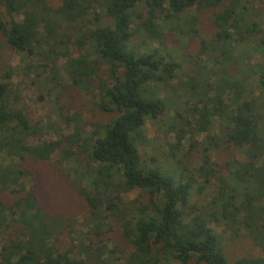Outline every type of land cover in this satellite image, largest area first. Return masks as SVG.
I'll use <instances>...</instances> for the list:
<instances>
[{
    "label": "trees",
    "instance_id": "trees-1",
    "mask_svg": "<svg viewBox=\"0 0 264 264\" xmlns=\"http://www.w3.org/2000/svg\"><path fill=\"white\" fill-rule=\"evenodd\" d=\"M253 2L62 0L52 7L48 0H0V49L51 63L61 92L89 94L91 106L106 116L87 130L81 114L60 112L72 133L28 142L41 128L13 105V71L0 58V264H264V62L249 61L254 52L264 56V9ZM73 26L75 41L66 32ZM168 36L197 37L199 55L213 60L194 61L186 79L173 84L180 70L164 46ZM166 97L178 98L184 113L176 110L180 124L167 128L174 163L162 168L142 147L147 122L166 115ZM197 135H204L202 155L187 164L174 151ZM231 149L240 156L230 153L220 163L211 157ZM68 161L79 165L71 168L73 178L63 168ZM32 163L47 166L42 191L22 184L31 180ZM132 191L124 203L121 195ZM204 193L205 203L192 201ZM63 200L70 209L83 205L90 221L73 250L53 244L75 232V213L51 208ZM115 221L131 246L127 255L117 243L108 246ZM212 224L231 240L245 238L256 253L230 260Z\"/></svg>",
    "mask_w": 264,
    "mask_h": 264
},
{
    "label": "rangeland",
    "instance_id": "rangeland-1",
    "mask_svg": "<svg viewBox=\"0 0 264 264\" xmlns=\"http://www.w3.org/2000/svg\"><path fill=\"white\" fill-rule=\"evenodd\" d=\"M48 2L52 7H57L61 4L62 0H48ZM252 4L255 9H264V0H255ZM96 7L97 4L94 3L93 8ZM97 11H100V9ZM100 16L101 21H103V23H107L108 20L105 16H103V14H100ZM247 16L250 17L249 15ZM136 24L137 21L133 23V27L136 26ZM206 28L207 27L204 25H200L199 27L201 30H205ZM66 32L69 33V38L72 41L76 40L75 35H77V30L74 26L73 28H66ZM262 32L264 34V26H262ZM132 44L136 45V39L133 40ZM153 45L156 46L157 44L155 43ZM164 46L166 47L167 52L171 53L175 61L179 64L180 72H176L175 78L172 81L173 84L180 79H186L185 74L191 72L194 61L208 62L207 64L209 65L210 61H212L214 57V55L212 56L208 53L199 55L200 47L197 37L182 40L179 36H168L165 37ZM69 49L75 55L78 54L77 49H75L74 46L71 45ZM0 58L1 64L6 66L9 65L13 71V75L10 79L11 88L13 90L12 93L15 97V103L13 105L23 110L30 125L38 124L37 127L41 128L38 135L30 137L28 142L38 144L41 142L57 141L60 138L65 139L70 133H72L71 127L63 122V118H60V112L66 115H72L73 112L81 114L87 130L90 128V123L95 120L99 123H103L105 121L106 116L97 108L91 106L89 94H84L83 92L74 90H71L74 92L66 91L64 93L60 91L61 85L56 84L54 74L55 69L53 65H49L51 63L42 61L41 58L36 56H27L25 53L9 52V50H5L4 46L0 49ZM249 61L251 63L258 61L264 62V56H262L259 52H254ZM44 63L47 64L46 69L41 67ZM61 63H63L62 59L58 60L54 66L59 67ZM243 65L244 63H241L239 68H244ZM104 68L105 67H103V69ZM239 68L236 67L231 73L235 74L239 71ZM59 73L61 74L60 70L58 71V74ZM96 93L97 91L94 90V94ZM255 95H257V93H255ZM177 99L178 98L176 97H172L171 99L166 97V115L163 116L160 122H147L145 126L148 144L142 147V150L145 155L155 157L158 163L161 164L162 168H165L164 165L172 167L174 163L173 158H171L170 150V145L172 144L174 137L173 133L168 131L167 128L171 123L179 126L180 120L174 117V112H176V110L180 111L182 114L184 113V106L180 100ZM95 101H97V99L94 97L93 102ZM90 112H94L92 114L94 117L91 116ZM218 131V124L216 123L215 133ZM203 137L204 135H197L193 136L192 139L186 138L174 151L175 156L180 159L182 158V160L187 162V164H191V162L194 161L196 164L202 155V153L199 152V143ZM81 151V148L74 149L75 154H80ZM230 153L235 154L236 157L240 156L237 149H231L229 152L221 150L214 151L211 153V157L214 161L220 163L227 159ZM83 156L84 153L78 159L84 161L86 158ZM54 160L55 157H53L49 162L51 163V168H53L54 164H56ZM87 164L88 163L84 162V166L82 165L81 169H88ZM75 166L79 167L77 162L69 163L68 161L63 165V168L70 173L71 168H74ZM27 167L33 175L31 180L22 179L23 186L26 188L30 186L34 189V191H37L38 189L42 191L41 173L44 168H47V166L41 165L40 170V168H37L36 165L32 163L27 164ZM224 174L225 173L223 172V175ZM70 176L73 178L72 173H70ZM38 181L40 182L39 184ZM135 194L136 191L124 193L121 195V199L124 203H126L132 200ZM192 201L202 205L206 202L205 193L203 196L194 197ZM53 204L54 205L53 207L51 206V208L61 212H68L70 209L69 206L72 205L70 203L65 204L64 200L62 203L56 202ZM70 212L75 213L72 215L75 221V232L68 236L63 235L61 237H56L55 240H53V244L56 248H67L73 250L72 243H77V238L80 237V233H87L90 229L87 209H85L83 205L78 206L75 209H70ZM212 226L220 235H222L225 252L230 260L256 253L257 250L253 248L249 241L245 238L231 240L228 232H223L222 228L219 226H214L213 224ZM76 232L79 233L76 234ZM105 237L109 240V248H112L114 245L112 243H117L122 248L125 255L131 251L129 243L121 237L120 222H113L112 225L108 227V232ZM190 264H194V262H191Z\"/></svg>",
    "mask_w": 264,
    "mask_h": 264
}]
</instances>
